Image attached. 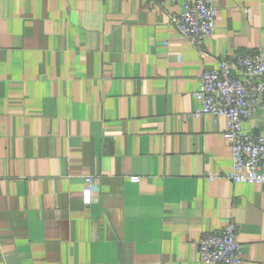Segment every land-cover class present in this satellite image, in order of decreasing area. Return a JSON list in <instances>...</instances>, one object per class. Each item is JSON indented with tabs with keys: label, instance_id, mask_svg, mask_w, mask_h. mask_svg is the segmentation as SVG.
<instances>
[{
	"label": "crops",
	"instance_id": "crops-1",
	"mask_svg": "<svg viewBox=\"0 0 264 264\" xmlns=\"http://www.w3.org/2000/svg\"><path fill=\"white\" fill-rule=\"evenodd\" d=\"M215 3L196 46L182 0H0V264H202L228 222L264 264V184L227 177L225 116L193 115L204 70L264 49V0Z\"/></svg>",
	"mask_w": 264,
	"mask_h": 264
},
{
	"label": "built area",
	"instance_id": "built-area-1",
	"mask_svg": "<svg viewBox=\"0 0 264 264\" xmlns=\"http://www.w3.org/2000/svg\"><path fill=\"white\" fill-rule=\"evenodd\" d=\"M182 1V10L170 16V24L191 43L201 45L215 33V0ZM199 81L194 96L200 107L193 115L211 114L227 119L224 136L233 158L227 177L236 184H264V132L247 134L243 130L245 120L259 110L264 111V49L251 48L223 58L218 66L204 70ZM214 178L211 175L210 179ZM131 180L138 182L140 177L133 176ZM85 181L88 193L97 189L93 176H86ZM198 259L202 264H240L243 247L236 224L228 222L217 231L203 233L198 240Z\"/></svg>",
	"mask_w": 264,
	"mask_h": 264
}]
</instances>
